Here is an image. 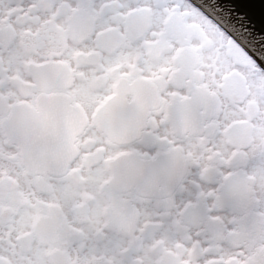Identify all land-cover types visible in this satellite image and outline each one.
Returning <instances> with one entry per match:
<instances>
[{
	"label": "flooded vegetation",
	"instance_id": "flooded-vegetation-1",
	"mask_svg": "<svg viewBox=\"0 0 264 264\" xmlns=\"http://www.w3.org/2000/svg\"><path fill=\"white\" fill-rule=\"evenodd\" d=\"M164 2L156 35H128L131 0H0V264H264V121L249 101L213 142L233 101Z\"/></svg>",
	"mask_w": 264,
	"mask_h": 264
},
{
	"label": "snow or ice",
	"instance_id": "snow-or-ice-1",
	"mask_svg": "<svg viewBox=\"0 0 264 264\" xmlns=\"http://www.w3.org/2000/svg\"><path fill=\"white\" fill-rule=\"evenodd\" d=\"M171 2L179 7L180 13H177L178 20L169 25L168 38L170 40L174 39L176 24L185 28L189 25L192 27L199 26L200 32L197 34L198 40L196 43L201 50L195 60L196 68L199 71L206 70L207 77L212 80V87L219 88L224 98L233 101L231 107L223 108L221 114L216 117L215 130L212 133L213 142L220 146L225 139L233 138L232 134H228L229 126L236 120L245 118L244 106L249 101L256 105V115L252 117L255 126H261V122L264 121V68L257 64L248 52L241 47L240 43H237L232 36L228 35L229 32H233L235 35L238 31L230 25L223 24L222 19L214 16L211 11L206 15L204 11H201L196 0H171ZM132 3L135 4V8L132 7ZM167 6L164 0H159L155 8H153L151 0H147V2L145 0H131V3L122 6L123 11L119 10L120 6L117 7L114 22L122 26L128 35L134 34L143 28L145 24L149 29L147 35H156L155 30L160 27L166 18L167 13L164 9ZM144 8L152 9V11H139ZM129 12L133 14L128 15ZM200 41L203 42L202 45ZM176 43L181 42L177 40ZM242 43L247 44V41L242 40ZM251 51L255 53V49ZM261 60H264V54L261 55ZM180 70H184L183 65L180 66ZM239 72L246 75L243 82L239 78ZM229 74H232L231 79L227 78ZM142 75L143 72L141 71L138 76ZM241 83L248 88V95L244 101L237 100L234 96L237 87L241 86ZM188 84L190 85L191 81H188ZM189 95L194 104L199 103L198 93L191 88L189 89ZM117 106L126 107L127 98L119 96L107 104L97 121V125L101 130L107 131L110 123L116 119L115 108ZM251 136L253 139L252 147L258 146L261 139H264V136L256 132L255 128L251 132Z\"/></svg>",
	"mask_w": 264,
	"mask_h": 264
},
{
	"label": "water",
	"instance_id": "water-1",
	"mask_svg": "<svg viewBox=\"0 0 264 264\" xmlns=\"http://www.w3.org/2000/svg\"><path fill=\"white\" fill-rule=\"evenodd\" d=\"M196 3L206 15L211 11L222 19L223 24L234 27L238 33L234 35L229 32L228 35L264 68V60H261L264 54V0H196ZM242 40H246L247 44ZM252 49H255V53ZM38 165L41 164H31L32 167Z\"/></svg>",
	"mask_w": 264,
	"mask_h": 264
}]
</instances>
